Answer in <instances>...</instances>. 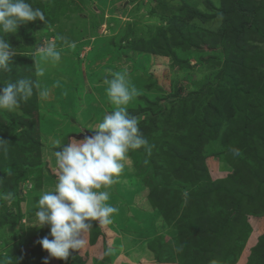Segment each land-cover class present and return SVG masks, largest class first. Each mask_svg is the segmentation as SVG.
I'll use <instances>...</instances> for the list:
<instances>
[{
    "label": "rangeland",
    "instance_id": "rangeland-1",
    "mask_svg": "<svg viewBox=\"0 0 264 264\" xmlns=\"http://www.w3.org/2000/svg\"><path fill=\"white\" fill-rule=\"evenodd\" d=\"M26 2L47 23L4 34L17 55L0 86L27 79L49 95L0 111V195L14 197L0 199V264H43L50 228L32 225L57 144L113 111L116 72L140 93L127 108L150 151L130 150L109 189L123 220L93 221L81 252L48 262L264 264V0Z\"/></svg>",
    "mask_w": 264,
    "mask_h": 264
},
{
    "label": "clouds",
    "instance_id": "clouds-1",
    "mask_svg": "<svg viewBox=\"0 0 264 264\" xmlns=\"http://www.w3.org/2000/svg\"><path fill=\"white\" fill-rule=\"evenodd\" d=\"M40 21L47 23L40 8L26 0H0V70H7L17 55L4 34H15L20 24ZM49 46L48 53L59 61V53ZM106 95L114 105L96 125L95 135L82 140L71 139L62 146L57 144L54 152L56 161V183L51 191L43 192L37 202L35 213L37 228L48 226L49 239L39 241L50 258L66 261L70 250L81 252L86 246L85 237L93 229V221L107 226L113 222L118 209L109 204V189L117 182L125 168L130 150L145 148L150 151L148 140L141 133L139 118L129 114L127 106L139 96L135 86H130L125 74L116 72L105 80ZM34 89L42 100L48 98V91L38 83L27 79L0 86V111L15 112L21 102L32 97ZM90 129L87 126L83 129ZM8 142L0 139V152H7ZM238 155L239 150H234ZM11 192L0 195V199L11 201Z\"/></svg>",
    "mask_w": 264,
    "mask_h": 264
},
{
    "label": "water",
    "instance_id": "water-1",
    "mask_svg": "<svg viewBox=\"0 0 264 264\" xmlns=\"http://www.w3.org/2000/svg\"><path fill=\"white\" fill-rule=\"evenodd\" d=\"M95 135V131H84L83 133H80L78 135H75L74 138L77 140H82L84 139L86 136L87 137H91Z\"/></svg>",
    "mask_w": 264,
    "mask_h": 264
},
{
    "label": "crops",
    "instance_id": "crops-1",
    "mask_svg": "<svg viewBox=\"0 0 264 264\" xmlns=\"http://www.w3.org/2000/svg\"><path fill=\"white\" fill-rule=\"evenodd\" d=\"M123 212H121L120 210H119V213H115L114 214V216L113 217H115V219H116V223L117 224H119L120 222H121V220H123V214H122ZM46 256H47V254H45L44 256H43V264H44V260H45V258H46ZM48 263H50V262H48ZM50 264H53V263H50Z\"/></svg>",
    "mask_w": 264,
    "mask_h": 264
},
{
    "label": "trees",
    "instance_id": "trees-1",
    "mask_svg": "<svg viewBox=\"0 0 264 264\" xmlns=\"http://www.w3.org/2000/svg\"><path fill=\"white\" fill-rule=\"evenodd\" d=\"M23 256L25 257V254H23Z\"/></svg>",
    "mask_w": 264,
    "mask_h": 264
}]
</instances>
